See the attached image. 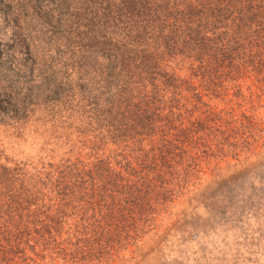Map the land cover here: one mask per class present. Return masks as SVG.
<instances>
[{"label":"trees","instance_id":"obj_1","mask_svg":"<svg viewBox=\"0 0 264 264\" xmlns=\"http://www.w3.org/2000/svg\"><path fill=\"white\" fill-rule=\"evenodd\" d=\"M0 18V264H120L217 160L262 154L264 0H0Z\"/></svg>","mask_w":264,"mask_h":264},{"label":"rangeland","instance_id":"obj_2","mask_svg":"<svg viewBox=\"0 0 264 264\" xmlns=\"http://www.w3.org/2000/svg\"><path fill=\"white\" fill-rule=\"evenodd\" d=\"M254 119L263 137L264 101L257 103ZM259 150L217 160L220 176L177 202L171 223L146 237L140 252L120 264H264V150Z\"/></svg>","mask_w":264,"mask_h":264}]
</instances>
